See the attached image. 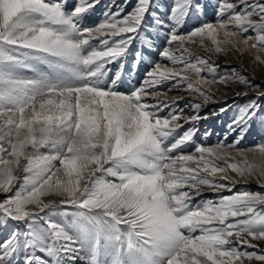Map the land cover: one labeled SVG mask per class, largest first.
<instances>
[{"label":"snow or ice","instance_id":"6c2138e0","mask_svg":"<svg viewBox=\"0 0 264 264\" xmlns=\"http://www.w3.org/2000/svg\"><path fill=\"white\" fill-rule=\"evenodd\" d=\"M101 5L0 0V264H264V191L236 190L264 189V143L241 147L264 90L211 59L264 66V0ZM229 112L221 140H196Z\"/></svg>","mask_w":264,"mask_h":264},{"label":"rangeland","instance_id":"374dc122","mask_svg":"<svg viewBox=\"0 0 264 264\" xmlns=\"http://www.w3.org/2000/svg\"><path fill=\"white\" fill-rule=\"evenodd\" d=\"M69 2V7H71V0H68ZM109 0H102V5L101 8L103 7V4L108 3ZM117 2H120V0H117ZM101 9L98 8L94 13H92L88 18L85 19L84 24L86 26H90L92 24L98 23L100 18H101ZM213 20L215 19L214 12L212 9H207L206 10V15L201 17V20ZM197 21L193 18L188 21V23L185 25L184 30H188L191 26L195 25ZM248 35H254V33H247ZM157 44H163V39H160L156 42ZM194 50L198 53H200L202 56H207L208 54L204 52L201 48L199 47H194ZM153 58L159 59L158 55H156L155 51L152 53ZM211 59L215 60L217 64L220 65V68L218 70L219 74H224L225 72L229 71L231 68H235L238 72H242L245 75H247L248 79L252 80L256 84L261 85V90H264V66L259 65V64H254L252 55L245 52L243 54L237 52V51H232L231 55L225 56V55H220L219 57L213 56ZM146 71V65L141 64L138 68V70L135 73V81L138 82L142 77L144 72ZM195 79V77H192ZM122 87H127V85H124ZM203 88L210 90L212 92H215L217 96H221L223 93V88L218 89V85L216 84H204L202 85ZM231 88L232 92H242V91H247V89L243 88L242 86L236 85V84H231L229 85ZM232 92H229L227 95L231 97ZM172 95V97L176 96H184L185 100L181 103L180 107H184V104L187 103L188 100L196 99L197 102L199 101L198 98H194L192 96H189L186 92L183 91H173L169 93ZM249 95H255V91H249ZM232 100H229V103H231ZM237 103H244L245 101L243 99H236ZM264 103V101H262ZM222 106L221 103H216L212 102L207 104L201 111V115H204L206 113H211L212 110H218ZM232 113L229 112L227 115H221L218 117H209L207 120H201L199 124L197 125L199 128V133L196 136V140L198 142L202 141L203 134L205 132H209L210 136L207 138L206 143L208 145L215 144L217 141L221 140L224 136L225 133L228 131L226 125L229 122V118L231 117ZM235 139V135L230 134L228 136V143H231L232 140ZM259 143H264V124H261L259 120L254 122L244 136V139L241 143V147H247ZM235 155V153H233ZM230 175L235 176L234 174L229 173ZM256 177L252 178L251 181H253L252 184L248 185H238L236 190H242V189H247L251 191H264V189H261L258 187ZM264 182V181H261ZM209 196L211 194H208ZM0 199H3V196H0ZM13 225L9 224L8 228H12ZM0 231H6V229L0 228ZM261 243V247H264V242H258Z\"/></svg>","mask_w":264,"mask_h":264},{"label":"bare ground","instance_id":"6f19581e","mask_svg":"<svg viewBox=\"0 0 264 264\" xmlns=\"http://www.w3.org/2000/svg\"><path fill=\"white\" fill-rule=\"evenodd\" d=\"M168 95H169L170 97H172V95H170V94H168ZM232 176H233V175H232ZM233 177L236 178L235 176H233ZM236 179H238V178H236ZM252 183H253V181H251V182L249 183V185L252 184ZM239 184H240V185H245L243 181H240ZM239 184H238V185H239ZM246 185H248V184H246ZM49 198H55V197H49Z\"/></svg>","mask_w":264,"mask_h":264}]
</instances>
